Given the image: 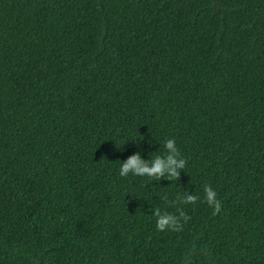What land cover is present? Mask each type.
Here are the masks:
<instances>
[{
    "label": "trees",
    "instance_id": "1",
    "mask_svg": "<svg viewBox=\"0 0 264 264\" xmlns=\"http://www.w3.org/2000/svg\"><path fill=\"white\" fill-rule=\"evenodd\" d=\"M167 139L178 180L119 175ZM190 252L264 264V0H0V264Z\"/></svg>",
    "mask_w": 264,
    "mask_h": 264
},
{
    "label": "clouds",
    "instance_id": "2",
    "mask_svg": "<svg viewBox=\"0 0 264 264\" xmlns=\"http://www.w3.org/2000/svg\"><path fill=\"white\" fill-rule=\"evenodd\" d=\"M164 150V155H155L150 159V162L142 160L139 153L130 156L126 161L120 163L119 175L126 177L131 174L149 177L154 180L161 178L170 181L178 180L180 171L186 167L187 161L181 156L175 139H167L164 143ZM203 192L207 205L213 208L214 214H218L221 211L222 204L217 197V192L210 185H205ZM199 199L200 197L196 194L187 195L185 193L179 198V203L182 205H195ZM153 214L156 217V228L161 232H180L183 230L184 223L190 219L183 208L177 210L176 214L162 212L160 208H155ZM193 255H195V252L185 255L183 264H193Z\"/></svg>",
    "mask_w": 264,
    "mask_h": 264
}]
</instances>
